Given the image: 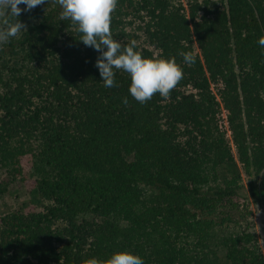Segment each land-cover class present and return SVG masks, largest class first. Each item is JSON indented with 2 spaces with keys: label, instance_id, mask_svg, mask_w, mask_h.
<instances>
[{
  "label": "trees",
  "instance_id": "trees-1",
  "mask_svg": "<svg viewBox=\"0 0 264 264\" xmlns=\"http://www.w3.org/2000/svg\"><path fill=\"white\" fill-rule=\"evenodd\" d=\"M18 7L25 31L0 44V201L31 180L42 210L0 216V264L124 250L144 264H264L248 208L264 200V0H118L113 38L183 69L144 104L122 70L103 86L99 53L56 0Z\"/></svg>",
  "mask_w": 264,
  "mask_h": 264
},
{
  "label": "clouds",
  "instance_id": "clouds-1",
  "mask_svg": "<svg viewBox=\"0 0 264 264\" xmlns=\"http://www.w3.org/2000/svg\"><path fill=\"white\" fill-rule=\"evenodd\" d=\"M46 2L48 0H0V44L25 31L24 24L17 19L22 11L19 5H24L23 11L28 12ZM56 2L61 9V20L69 19L80 34L79 40L86 47H91L99 53L95 67L105 88L115 85V73L122 70L130 77L128 88L130 96L136 102L144 104L155 94L167 98L183 78V69L174 58L145 57L136 50L135 41L122 46L120 41L113 38L110 29L111 15L118 0H56ZM257 44L264 49V36L258 38ZM181 55L184 64L195 63L194 52H184ZM122 103L127 105L128 98H122ZM90 264L98 262L93 258ZM106 264H144V260L140 255L124 250L111 254Z\"/></svg>",
  "mask_w": 264,
  "mask_h": 264
},
{
  "label": "rangeland",
  "instance_id": "rangeland-1",
  "mask_svg": "<svg viewBox=\"0 0 264 264\" xmlns=\"http://www.w3.org/2000/svg\"><path fill=\"white\" fill-rule=\"evenodd\" d=\"M28 160L25 158L23 164L26 168L28 166ZM245 183L249 181V178L244 177ZM33 181L29 180L19 190H12L9 195L4 197L0 201V216L10 213L22 211L24 213L40 212L42 208L36 202L33 201L31 189L33 188ZM248 208L251 213L250 218L253 223L255 233L259 238V244L262 254L264 256V200L260 199L255 201L249 199Z\"/></svg>",
  "mask_w": 264,
  "mask_h": 264
}]
</instances>
